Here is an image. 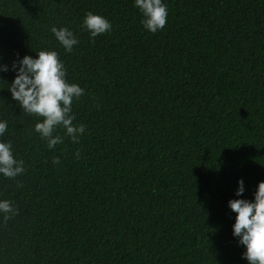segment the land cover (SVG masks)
Instances as JSON below:
<instances>
[{
  "label": "trees",
  "instance_id": "trees-1",
  "mask_svg": "<svg viewBox=\"0 0 264 264\" xmlns=\"http://www.w3.org/2000/svg\"><path fill=\"white\" fill-rule=\"evenodd\" d=\"M164 3L153 34L133 0H0V142L25 169L0 176L17 209L0 216V264H248L228 201L264 181V0ZM88 12L111 30L90 38ZM40 50L84 89L79 143L58 128L49 149L8 91L12 62Z\"/></svg>",
  "mask_w": 264,
  "mask_h": 264
},
{
  "label": "clouds",
  "instance_id": "clouds-1",
  "mask_svg": "<svg viewBox=\"0 0 264 264\" xmlns=\"http://www.w3.org/2000/svg\"><path fill=\"white\" fill-rule=\"evenodd\" d=\"M133 6L142 16L143 28L153 34L162 30L167 22L168 10L164 0H133ZM82 29L94 39L111 30L108 19L100 14L88 12L83 18ZM58 43L66 52H71L78 44L74 33L66 28H50ZM35 57L25 55L11 64L15 75L9 83L8 91L26 114H34L43 119L34 126L42 140L47 141L49 149L62 143L60 135H53L57 129H63L74 143H79L85 132L83 124L74 125L72 102L84 94V89L76 83L66 80V69L58 54L53 50H40ZM2 59V58H0ZM9 71V65L0 63V72ZM7 130V122L0 120V136ZM77 157L79 153L75 154ZM54 163H59L54 159ZM25 171L23 161L16 160L10 142H0V176L15 179ZM245 192L244 180L237 181L236 197ZM254 199H230L228 208L235 213L232 235L244 246L242 258L248 264H264V181H260L254 192ZM17 209L11 201L0 200V216L7 221Z\"/></svg>",
  "mask_w": 264,
  "mask_h": 264
}]
</instances>
